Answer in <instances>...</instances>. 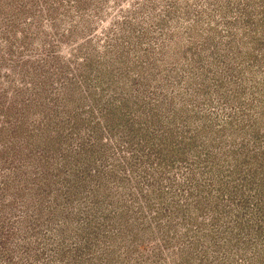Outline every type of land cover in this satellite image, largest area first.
<instances>
[{"label":"rangeland","instance_id":"1","mask_svg":"<svg viewBox=\"0 0 264 264\" xmlns=\"http://www.w3.org/2000/svg\"><path fill=\"white\" fill-rule=\"evenodd\" d=\"M0 264H264V0H0Z\"/></svg>","mask_w":264,"mask_h":264}]
</instances>
